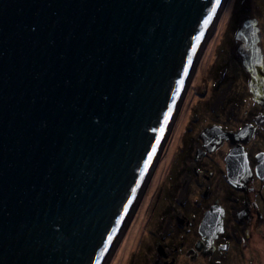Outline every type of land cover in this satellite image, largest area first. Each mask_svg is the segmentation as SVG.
Returning a JSON list of instances; mask_svg holds the SVG:
<instances>
[{"label": "water", "instance_id": "95a60500", "mask_svg": "<svg viewBox=\"0 0 264 264\" xmlns=\"http://www.w3.org/2000/svg\"><path fill=\"white\" fill-rule=\"evenodd\" d=\"M224 2L0 0V264L109 263Z\"/></svg>", "mask_w": 264, "mask_h": 264}, {"label": "flooded vegetation", "instance_id": "af4514ba", "mask_svg": "<svg viewBox=\"0 0 264 264\" xmlns=\"http://www.w3.org/2000/svg\"><path fill=\"white\" fill-rule=\"evenodd\" d=\"M230 40L225 53L231 60L216 49L212 91H202L186 111L189 153L176 187L167 185L172 193L164 204L156 202L163 188L153 193L145 224L151 232L136 239L127 264L140 259L143 242L139 264H264V67ZM227 61L234 63L230 75ZM186 93L192 94L186 90L182 100Z\"/></svg>", "mask_w": 264, "mask_h": 264}, {"label": "rangeland", "instance_id": "374dc122", "mask_svg": "<svg viewBox=\"0 0 264 264\" xmlns=\"http://www.w3.org/2000/svg\"><path fill=\"white\" fill-rule=\"evenodd\" d=\"M236 27L240 28L236 31ZM230 38H233L236 46H238L239 43L242 44V48L247 51V57L253 60L256 58L255 64L258 68L264 67V0H225L216 20L215 27L201 52L195 73L191 79L192 83L187 89L188 91L190 89L192 94L186 93L182 103L179 105V109L174 116L176 121L169 130L163 150L152 170L143 195L139 199L137 208L133 213L124 235L118 241V244L116 243L113 252L110 254L108 264H119L120 262L121 264H127L129 255L136 249V239L139 241L140 236L146 237L145 233L151 232L149 228L146 232L145 224L149 219V215L151 216L152 214H150V207L147 210V205L150 203L153 193L155 194L157 190L163 188L158 192L159 196L156 202L159 204L168 202L169 196L172 193L168 186L170 188L176 187L177 176L180 172L182 162L189 153L188 143L183 139V132L187 124L185 121L186 111L189 112V108L193 107V105L198 102L200 97L199 94L202 91H212L211 82L214 80L211 81L209 75H211V70H213L215 66L216 49L221 47L219 48V51H221V59L231 60L225 53L228 43L231 42ZM261 44L263 54L260 51ZM236 49L238 51V48ZM244 59L247 61V65L245 64L247 68L250 65V60L245 58V55ZM231 63L232 62L229 61L225 63V68L229 66V69L225 71L228 75L231 74L230 68H232L234 64ZM235 67L236 69L238 68L236 65ZM204 76L207 78V81L204 80ZM226 79L227 78L223 79L222 85L225 83ZM206 109L208 110V108ZM192 117L193 115L190 116V118ZM196 117L198 118L199 116L197 115ZM196 130L198 131V128H196ZM168 172L171 173L169 174ZM165 173L170 175V181L166 180ZM151 202H153V200H151ZM144 211H146V213L143 215ZM155 212L156 217H158L157 215L161 216L163 213L158 210ZM139 232L142 233L139 234ZM149 240H151V238H149ZM145 245L146 243L143 242L142 252L145 251ZM120 252L121 255L119 254ZM142 252L140 253V259L138 260L136 257L135 260H133V264H139L142 258H144ZM131 258H134V253Z\"/></svg>", "mask_w": 264, "mask_h": 264}, {"label": "bare ground", "instance_id": "6f19581e", "mask_svg": "<svg viewBox=\"0 0 264 264\" xmlns=\"http://www.w3.org/2000/svg\"><path fill=\"white\" fill-rule=\"evenodd\" d=\"M193 70V69H192ZM178 109H179V104H178V106H176V108H175V114H176V112L178 111ZM154 165V164H153ZM143 215H144V212H143Z\"/></svg>", "mask_w": 264, "mask_h": 264}]
</instances>
